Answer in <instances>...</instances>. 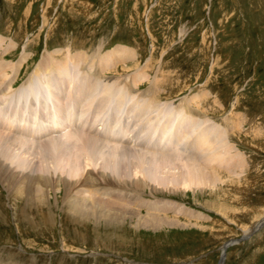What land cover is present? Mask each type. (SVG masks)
Wrapping results in <instances>:
<instances>
[{"label":"rangeland","instance_id":"374dc122","mask_svg":"<svg viewBox=\"0 0 264 264\" xmlns=\"http://www.w3.org/2000/svg\"><path fill=\"white\" fill-rule=\"evenodd\" d=\"M0 38L3 48L16 47L13 54L0 55V64L7 66L1 70L8 73L5 80L18 77L13 90L7 89L9 81L0 87V106L31 76L42 89L41 80L53 75L36 71L47 54L65 64L67 49L72 55H91L104 41L103 55L127 48L139 62L129 59L105 67L106 59L101 73L109 84L124 76L144 91L153 83L161 92L163 114L174 115L173 109L186 99L201 121L208 113L230 130L246 161L240 178L224 174L217 188L186 193L153 195L127 188L110 193L98 185L102 189L95 195V187L78 188L77 197L120 203H113L114 208L120 206L132 217L121 225L77 220L67 211L62 188L47 189L39 196L41 202L29 203L0 182V264H222L223 255V264H264V224L255 228L264 217V0H0ZM81 67L75 69L77 79L89 76ZM163 114L159 127L166 121ZM107 119L130 138L150 134L112 114L104 117V124ZM65 129L33 140L36 145L29 141L31 154L41 156L51 143L70 148L78 137L88 136L86 128L80 133ZM158 133L149 139L154 141ZM177 151V156L184 155ZM162 201L197 217L189 212L185 217L176 207L152 211V218L172 224L158 230L137 228L136 221L151 214L148 208ZM139 211L142 215L135 214Z\"/></svg>","mask_w":264,"mask_h":264},{"label":"bare ground","instance_id":"6f19581e","mask_svg":"<svg viewBox=\"0 0 264 264\" xmlns=\"http://www.w3.org/2000/svg\"><path fill=\"white\" fill-rule=\"evenodd\" d=\"M104 45L105 42H101L91 55L86 53L72 55V50L67 49L65 64L59 62L60 58L59 61L58 58L55 59L54 54H47L36 69L40 75L43 71L52 72L51 77L45 75L46 78L41 80V88L44 90L46 86L47 90L42 92L38 83L34 81L36 76H31L23 83L21 89L9 92L10 99L14 96L12 100L9 99L7 104L0 106V182L8 187L11 194H17L29 203H35L41 202L43 198L39 196L47 189L62 188L67 211L77 220L121 225L127 218L132 219V217H127L126 209L120 207L122 206L120 203L113 200L114 204H120L116 209L107 199L106 201H102V198L90 200L83 198L81 194L77 197L78 188L103 185V188L110 190V193H112L111 189L116 192L118 191L116 189L127 188L136 193L150 191L153 195L164 191L179 194L202 190L207 186L217 188L224 183L226 176L224 174L234 178L241 176L246 161L243 160L240 149L232 142L230 130L223 123V125L217 123L212 116L206 115L208 113H204L205 119L201 121L186 99L176 105L175 110L173 109L174 115L171 114L173 112L163 114L161 92L154 89L152 82L149 89L143 91L138 83L127 81L123 76L111 82L113 85L111 87L108 77H104L101 73L103 68L126 64L129 59L134 61L137 58L131 50L121 47H116L105 56L102 54ZM2 46L0 38V55L13 54L16 49L11 45L6 48ZM135 64H139L138 60ZM77 66H82V71L89 72V76L77 79V70H75ZM66 67L69 68L68 71ZM1 70L6 71L7 66L0 64V87L9 81L7 89L13 90L18 77L5 80L7 72ZM19 71L16 73L19 74ZM64 71H67L66 74L63 73ZM142 78L144 80V77ZM133 101L136 103L128 108L129 103ZM171 102L169 104L173 103ZM114 112L118 113V116H115ZM109 114H112L117 121L123 120L135 124L136 127L150 134L143 133L130 138L125 135L121 126L111 123L110 119L104 124V117ZM161 114L164 115L162 119L166 121L162 127H159L157 124L161 121ZM154 121L156 125L153 124ZM8 125L13 129H7L9 133L4 132V128ZM65 127V131L76 129L78 133L86 128L88 140L84 141L86 138L78 137L75 142L73 141L72 147L69 145L70 148H62L49 140L51 146L45 147L41 156L36 157L31 154L29 141L44 136H56L60 128ZM156 131H159L160 140L158 137L154 141L149 139ZM97 136L99 139H96ZM163 139L165 143L162 142ZM54 140L61 139L54 138ZM179 149L184 153L181 157L180 151H177ZM177 152L179 156L176 155ZM28 155L34 158L26 157ZM179 159L187 162L177 163ZM96 189L95 195L99 194L102 188ZM133 191L129 192L134 193ZM136 196L133 198H140ZM139 200L141 202V198ZM175 207L178 212L184 213L185 217L188 212L189 215L194 214L193 216L197 217L191 210ZM175 207L169 201L167 203L162 201L155 202L147 211L170 212ZM140 213L142 212L135 214L142 215ZM145 216V219L136 221L137 228L158 230L166 224H172L169 219L159 221L152 218L156 217L152 213ZM261 224H264V217L259 220L255 228ZM245 233H249V230ZM222 260L223 264L224 255Z\"/></svg>","mask_w":264,"mask_h":264}]
</instances>
